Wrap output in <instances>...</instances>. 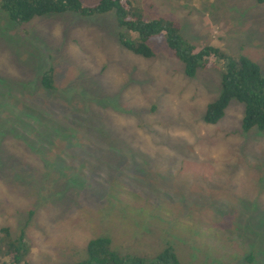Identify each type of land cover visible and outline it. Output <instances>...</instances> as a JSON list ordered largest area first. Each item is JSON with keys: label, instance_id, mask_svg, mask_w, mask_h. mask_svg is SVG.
Segmentation results:
<instances>
[{"label": "rangeland", "instance_id": "obj_1", "mask_svg": "<svg viewBox=\"0 0 264 264\" xmlns=\"http://www.w3.org/2000/svg\"><path fill=\"white\" fill-rule=\"evenodd\" d=\"M132 3L264 76V1ZM117 32L114 12L15 24L0 10V235L25 244L4 257L0 236V264L74 263L100 236L122 254L170 245L184 264H264V131L243 132L235 100L205 123L222 72L188 78L164 35L143 58Z\"/></svg>", "mask_w": 264, "mask_h": 264}, {"label": "trees", "instance_id": "obj_2", "mask_svg": "<svg viewBox=\"0 0 264 264\" xmlns=\"http://www.w3.org/2000/svg\"><path fill=\"white\" fill-rule=\"evenodd\" d=\"M132 1L100 0L94 6L86 7L80 0H0V10L15 24L27 23L33 18L46 15L75 13L90 17L114 12L118 43L133 54L152 58L153 51L148 46L149 40L154 36L164 35L168 50L182 62L188 78H194L198 70L219 69L222 72L221 93L207 106L205 123L216 125L224 117L230 102L235 100L244 107L241 125L243 132L253 129L264 131V76L257 64L245 56H239L237 61L232 62L224 53L212 47L197 51L194 46L185 45L174 22L162 18H136ZM41 81L44 88H53L51 67L43 73ZM1 233L3 241L8 242L4 257H8L9 253H18L16 242L18 245H25L23 235L13 241L7 229H3ZM85 253V259L69 264H184L170 245L152 256L122 254L112 248V241L107 236L91 239L86 245ZM14 260L17 261V258ZM14 260H11V264H14Z\"/></svg>", "mask_w": 264, "mask_h": 264}]
</instances>
